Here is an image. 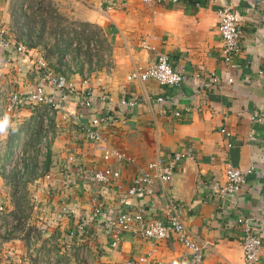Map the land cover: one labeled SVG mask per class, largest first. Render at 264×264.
<instances>
[{
    "label": "crops",
    "instance_id": "0c3cea01",
    "mask_svg": "<svg viewBox=\"0 0 264 264\" xmlns=\"http://www.w3.org/2000/svg\"><path fill=\"white\" fill-rule=\"evenodd\" d=\"M221 1L240 17L239 51L231 68L220 55V0H0V31L10 42L0 49V149L6 146L1 168L7 169L12 156L9 138L26 141L45 108L21 104L8 110L13 93L30 95L41 84L32 62L18 71L23 64L14 47L23 44L44 54L42 47L54 43L30 46L27 36H58L82 25L91 38L82 45L58 44L66 47L64 67L51 69L73 84L75 93L65 99L66 114L54 111L50 119V163L46 173L25 182L31 198L28 208L22 207L24 222L18 228L8 224L11 192L0 176V264L5 257L9 264H126L141 256L146 264H190L175 235L153 242L140 235L137 222L116 231L115 215L141 214L146 221L164 223L170 207L204 245V264H239L237 217L248 219L260 236L264 264V0ZM47 4L54 30L40 23L31 28L34 18L47 16ZM161 53L182 70L178 87L126 81ZM86 90L91 105L81 110L77 98ZM158 97L164 102L155 101ZM100 115L114 122L100 127L102 142H93L83 130ZM151 163L156 169H147ZM227 166L245 175L232 198L223 189ZM94 171L113 180L96 184L87 178ZM146 172L152 181L148 191L128 196L132 180ZM158 174L168 176V182L161 184ZM81 223L84 233L69 235ZM28 230L37 231L34 243Z\"/></svg>",
    "mask_w": 264,
    "mask_h": 264
},
{
    "label": "built area",
    "instance_id": "2783aa9c",
    "mask_svg": "<svg viewBox=\"0 0 264 264\" xmlns=\"http://www.w3.org/2000/svg\"><path fill=\"white\" fill-rule=\"evenodd\" d=\"M145 3H176L177 0H142ZM197 5V4H195ZM217 33L220 38V55L222 57V62L225 67H233V61L236 57V54L239 51V25L240 17L238 14L227 5H221L217 9ZM10 46V42L7 38L3 36V31H0V49H5ZM14 51L22 60L23 67L18 69V71H26L28 63L32 62L30 67L39 79L41 84H38L34 87L33 92L30 95L19 96L17 94H12L10 96V106L8 110H13L17 105L23 104L28 106L29 109H36L39 106L45 107V117L41 118L40 130L42 131L43 144L46 147L48 141H50L51 134L49 131V122L53 116L54 111H61L66 114L65 110V99L69 94H74L75 90L73 84L68 83L64 78L54 72L46 60L43 57V54L39 51L29 49L23 44L16 45ZM64 57V62L68 63V57ZM69 64V63H68ZM182 70L179 67H176L173 62H171L168 56L161 54L157 55L154 63L147 68L137 69L131 72L127 78V82H145V81H154L163 88H175L178 87L183 80ZM49 88V92L45 93L44 87ZM90 92L86 90L83 94L79 95L77 98L78 107L83 110L89 108L91 105L90 101ZM101 101L105 100L103 95L99 98ZM157 102H164L161 97L156 98ZM133 105V102L129 103ZM122 105H126L122 102ZM73 121H78V117H71ZM113 119L106 115H100L95 117L90 127L84 128L83 133L87 139L93 142H102L103 138L101 137L100 127L103 125H111ZM13 154L9 158V164L7 166V171H16L20 172V161L23 155L22 147L20 144H15L13 146ZM110 154H106L103 157V160H107ZM117 158L122 159L123 161L128 162V159H125L123 156ZM68 162L72 163L73 160L71 157L68 158ZM157 163H151L147 166L148 170L156 169ZM161 184L167 183L169 178L161 174L157 175ZM225 185L223 187L224 193L228 197H235L240 188L244 184V172L240 171L237 168L227 166L224 170ZM87 178H91L96 184L106 186L113 179L109 177L103 171H94L91 172ZM152 181L148 172L144 173L141 176L134 178L128 188V196H135L137 194L148 191ZM4 215L3 206L0 205V217ZM132 222H137L139 224L140 235L143 238L151 240L153 242L163 241L168 235H175L179 243L183 246L186 251L187 258L190 264H204L203 263V248L204 245L198 242L183 226L181 221L178 218V213L176 209L171 208L168 211L165 222L162 223L159 220L146 221L143 219L141 214H126L120 213L115 215L114 224L116 231L124 232L127 231ZM17 221L8 217V224L12 228L16 227ZM235 226L239 229V244L241 251V259L239 264H261L259 261L260 249L262 248V242L260 236L255 233L254 228L251 226L250 221L243 217H237L234 220ZM11 228V229H12ZM85 226L81 223L77 225L74 232H70L69 235L73 236L75 231L79 233H84ZM10 231L7 230L6 233ZM37 232V231H36ZM30 232V241L34 243L37 238V233ZM116 242L112 244L113 247H116ZM10 259L7 257L4 258L3 264H9ZM147 257H138L133 261H129L126 264H146Z\"/></svg>",
    "mask_w": 264,
    "mask_h": 264
},
{
    "label": "rangeland",
    "instance_id": "374dc122",
    "mask_svg": "<svg viewBox=\"0 0 264 264\" xmlns=\"http://www.w3.org/2000/svg\"><path fill=\"white\" fill-rule=\"evenodd\" d=\"M48 12V9L46 10ZM46 12V13H47ZM48 14V13H47ZM29 21L26 20V22ZM37 21H40L37 23ZM54 21L52 20V13L49 12V14L47 16H45L44 18H42V20H38V18H34L31 22H30V26L31 28H34L35 25L40 23V26H47L49 28L48 31H53L54 30V26H52V23ZM56 27V26H55ZM83 29V28H82ZM81 29V32H82ZM47 31V32H48ZM79 31V29L77 30ZM51 32H48L47 35L43 36V35H39L37 38L36 37H29L27 36L28 40L27 43L30 46L33 45H48L50 46L52 43H55L56 40H58V36L57 35H51ZM85 29L83 32V37L82 38H87L85 35ZM26 38V37H25ZM81 43V44H80ZM79 44L82 45L84 44V42H80ZM43 48V47H42ZM46 48H50V47H46ZM50 62L54 65L55 64V57H52ZM45 108H41L40 109V117H45L44 114ZM28 137L26 138V141H23L21 139H17L16 145L19 143H25L24 146H20L22 147V151H23V155L21 158V163H20V172H16L17 175L20 177L19 180L15 179L16 181H18V192H19V196L24 195V193L26 195L22 196L23 197V203H22V207H24V209H26V207L28 208L29 205V200L31 198V195L27 196L28 193H26V191H24L25 186L23 185V183L27 182V179H30L32 177L35 176H40L43 172V164L45 165L46 163V159H47V151L49 150V141L46 144V147L43 144V137H42V131L40 130V127L38 126V129H36V126L33 124L30 125L29 131H28ZM24 140V139H23ZM13 147V146H12ZM13 149V148H12ZM6 152V146L5 143L2 146V149H0V158L5 154ZM12 154H13V150H11ZM11 154V155H12ZM48 155V154H47ZM50 163V161H48L46 164V166H48ZM11 171H7L5 168H1L0 167V176L3 175V177H6L7 179L9 178V173ZM4 180V179H3ZM9 181V180H7ZM11 184H13L12 182H10ZM28 211V210H27Z\"/></svg>",
    "mask_w": 264,
    "mask_h": 264
},
{
    "label": "trees",
    "instance_id": "16d2710c",
    "mask_svg": "<svg viewBox=\"0 0 264 264\" xmlns=\"http://www.w3.org/2000/svg\"><path fill=\"white\" fill-rule=\"evenodd\" d=\"M42 2V0H41ZM46 8V9H45ZM43 9H44V13H46L47 9H48V14L49 12H52V10L50 9V6L49 4H47V6H43ZM47 14V15H48ZM84 27V25H82V28ZM64 34L63 35H58V40H56V42L54 43V46L53 47H50V48H46V47H43V51H44V54H43V57L46 58V60L49 62V60H51L52 57H55V64H49L50 65V68H54L56 70H59L61 69L62 67H64V65L62 64V55L65 51V48L66 47H63V46H60L58 45L59 43L60 44H65V46L67 45V42L70 41H74L76 44H79L80 42H87L89 39H91L90 37H87L86 33V37L87 38H82L83 37V32H84V28L82 29V32L81 30L79 31H74L73 29L71 30H65L63 31ZM68 34H70V37H68ZM40 124H41V117L38 118V123L35 125L36 126V129H38V126L40 127ZM15 137L14 136H11L7 142V153L12 150L14 144H15V141H14ZM14 141V142H13ZM5 156V155H4ZM44 168H43V172L41 175H43L44 173H46V170H47V166H46V163L45 165L43 164ZM9 178L7 179L6 177H3L2 178L4 179V182H6L9 186V191L11 192V204L13 206V210L9 213L8 217L13 219V220H16L18 223H17V228L19 226H22L23 222H24V216H23V209H22V203H23V197L24 195L22 196H19V192H18V181H16L15 179H18L19 180V176L17 175V173L15 171H11L9 173ZM9 180V181H7ZM10 182H12L13 184H11ZM23 185L25 186V183H23ZM6 220V218H2V221L4 222ZM26 233L29 235L30 231H26ZM28 235H26L27 237H29Z\"/></svg>",
    "mask_w": 264,
    "mask_h": 264
},
{
    "label": "water",
    "instance_id": "95a60500",
    "mask_svg": "<svg viewBox=\"0 0 264 264\" xmlns=\"http://www.w3.org/2000/svg\"><path fill=\"white\" fill-rule=\"evenodd\" d=\"M209 1H212V0H209ZM220 2H221V5H224V2L223 1L220 0Z\"/></svg>",
    "mask_w": 264,
    "mask_h": 264
}]
</instances>
